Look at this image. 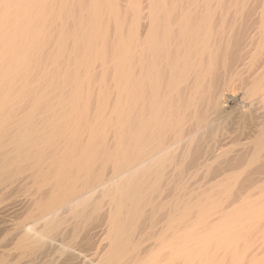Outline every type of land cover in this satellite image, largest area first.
<instances>
[{
  "label": "bare ground",
  "instance_id": "bare-ground-1",
  "mask_svg": "<svg viewBox=\"0 0 264 264\" xmlns=\"http://www.w3.org/2000/svg\"><path fill=\"white\" fill-rule=\"evenodd\" d=\"M0 264H264V0H0Z\"/></svg>",
  "mask_w": 264,
  "mask_h": 264
},
{
  "label": "rangeland",
  "instance_id": "rangeland-1",
  "mask_svg": "<svg viewBox=\"0 0 264 264\" xmlns=\"http://www.w3.org/2000/svg\"><path fill=\"white\" fill-rule=\"evenodd\" d=\"M198 179H201L200 177H198Z\"/></svg>",
  "mask_w": 264,
  "mask_h": 264
}]
</instances>
